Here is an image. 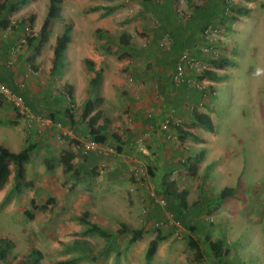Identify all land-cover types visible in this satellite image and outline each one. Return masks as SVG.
I'll return each instance as SVG.
<instances>
[{"label": "crops", "instance_id": "0c3cea01", "mask_svg": "<svg viewBox=\"0 0 264 264\" xmlns=\"http://www.w3.org/2000/svg\"><path fill=\"white\" fill-rule=\"evenodd\" d=\"M219 1L204 0L200 6L194 8L195 17L202 14L210 20V25H215V19L219 17ZM239 1L248 7L247 14L242 16L245 20H250L252 14L260 16L259 11L263 6L259 4L262 0H232V3L236 6ZM257 2H259L258 5ZM18 10L19 7L16 11ZM15 12L7 15L8 25L3 29L0 28V79L13 85L14 91L22 95L29 109L42 115L46 120L50 119V123L34 121L27 124L7 102L1 101L0 146L11 152H18L27 144H33L32 152L34 151L33 153L39 156L40 166L37 168L30 166L27 169L25 164V179L32 183L26 190L27 201L18 195L22 191L9 193V197L3 199L5 194H8L12 183L13 169L11 167L7 182L0 189V203L5 200L3 209L9 213L16 205H20L23 210H30L31 199L35 205H41L48 198H54L52 205L49 204L44 213L40 214L42 215L41 222L47 223H41L39 226H50L51 229L45 231H50L47 237L52 240L50 241L51 251L43 252L38 248L41 254L40 264H57L71 257L69 253L62 256L64 252L61 253L59 248L56 249L57 240H54L52 236L66 243L74 241L75 238H82L85 226L72 219L83 211L88 214L90 222L110 232L113 242L119 237L129 238L128 232L118 236L114 231L120 228L121 224L127 227H138L142 207L146 209L142 218L148 223L155 220L154 216L158 215L150 206V195L153 194L151 189H155L162 195L169 190L175 193L185 191L188 177L195 175L198 165L204 162L200 158V152L209 158V172L206 175L207 188L214 192L217 188L225 186L221 190L231 188L237 195L238 192L232 185L233 182H237V173L238 180L240 179L242 166L232 160L226 150H222L223 147L219 145V136L212 117V111L217 102L216 87L222 79L213 81L214 94L207 100L208 103L204 102L201 100L199 90L184 84L173 87L170 84L169 74L162 76L157 72H148L141 65L142 60L137 59L138 56H134L137 59L135 61L131 60V57L121 62L122 59L117 60L110 54L102 52V44L112 46L106 41L107 39L100 41L103 37L99 40L101 53L94 49L88 38L75 39L73 37L74 26L71 39L62 55L63 67L58 73L51 75L54 44L52 42L62 30L60 29L52 36L51 30L54 23L52 20L47 41L33 58L29 57L31 52L23 49L24 47L17 53L10 54V47L22 35L24 27L16 25L19 20H14ZM2 14L3 12L0 13V18ZM204 22L196 23L191 28L185 25L179 29L180 34L187 36V40L184 37L182 41L191 40L199 56L203 54L199 49L201 47L197 45V33L200 26L206 24ZM12 25L15 28H11ZM233 25L234 23H231V26ZM31 28L36 35L40 27L32 24ZM113 40L116 41L115 38ZM228 41H231V49L227 47V50L234 54L233 40ZM46 43L49 44V48L45 47ZM130 47L141 54L144 53L145 56L142 57L146 60L150 59L146 56V51L132 44ZM233 54L228 55L232 61L230 68L234 64ZM85 58L93 62V71L85 67L83 63ZM9 60H12L11 66L7 65ZM175 61L176 58L174 64ZM123 63L124 65L131 63L128 69L130 74L128 79L121 76ZM221 64L216 68V73L220 71L229 73L225 68L229 63L223 64L222 62ZM223 65H225L224 68H222ZM227 66L229 68V65ZM99 68L102 70L101 81L89 91L88 82L95 75L94 71ZM88 98L100 100L96 109L101 112V120L98 124L103 125L101 133L106 136L104 143H101L108 148L105 153L96 151L82 153L79 148L86 139L90 138L87 117L82 119L79 116L81 106ZM200 101L206 106L203 104L198 106ZM194 112L208 115L212 124L211 132L194 124ZM93 113L94 111L91 114ZM168 113L174 121L179 123L177 126L170 125L167 131H161L158 129L159 123ZM15 126H21L24 131L21 133L20 127L13 128ZM198 131H204V136H198L199 140L189 136L183 140L179 138L180 133L187 132L195 135L194 132L198 134ZM205 133L210 135L208 139ZM167 134L171 137L168 138ZM118 145L120 147L116 149ZM64 153H69V158L68 156L66 158L69 163L68 171L64 172L62 164L59 163L54 164L50 169L45 168V159L54 158L55 160ZM32 167L33 170H31ZM233 170L236 171L235 174ZM27 171L30 172L29 177L26 176ZM220 192L216 195L218 196ZM226 198L222 200H229ZM171 203L176 202L172 200ZM203 204H196L189 210L188 207L181 209L178 211L180 212L178 217L187 220L186 214L190 212L189 214H194L197 219L202 218L203 210L208 207L207 205L205 208ZM45 211H52V213L49 218L43 220ZM32 214L34 218L37 217L36 212L32 211ZM198 224L200 227L204 226L199 222ZM37 232L41 236V231ZM75 232L82 233V235L73 234ZM147 234V232H142L140 238ZM0 237L6 238L1 235ZM140 238L136 241L138 242ZM7 239L12 244L11 249L15 250L17 245L14 235L12 234ZM32 248L36 249L37 246L34 244ZM132 254L127 253V258H130ZM28 256L29 254L27 258ZM20 259L17 255L10 264L19 262ZM47 259H54V261H47Z\"/></svg>", "mask_w": 264, "mask_h": 264}, {"label": "rangeland", "instance_id": "374dc122", "mask_svg": "<svg viewBox=\"0 0 264 264\" xmlns=\"http://www.w3.org/2000/svg\"><path fill=\"white\" fill-rule=\"evenodd\" d=\"M151 1L155 3L159 0ZM202 2L204 0H171L169 4H166L168 8L165 10L170 12L178 7L188 11L191 18L184 24L191 28L199 18L195 17L194 8L200 6ZM47 5L48 0H26L24 4L18 6L19 10L13 15L14 20L20 21L32 15L35 16L32 24L40 27ZM259 5L263 6L259 11L260 16L252 14L250 20H245L243 15H237L236 19L232 20L231 17L235 14L233 10L226 16L220 14V9H218L219 17L215 19L216 24L213 26L218 31L213 37L216 39L215 48L220 53V58L230 60L228 55L233 54L232 51L227 50V47L231 49V41L228 40L232 39L235 47L232 69L231 65L226 63L229 68L227 65L226 67L223 65L222 68L225 67L229 73L226 74L225 71L218 73L223 77L216 87L217 102L213 108L212 117L218 132L219 145L223 147L222 150H226L228 156L242 166L239 180L237 173V182H239L237 187H235L237 182H233L232 185L238 192L237 195L233 194L226 198L229 200L223 201L219 198L220 195L216 194L225 186L217 188L214 192L207 188L206 175L209 172V158L200 152V158L204 162L198 165L195 175L190 174L191 178L188 177L185 191L183 190L185 192L183 198L185 208L188 207V210L199 203H204L205 208L208 205L207 209L202 212V218L197 219V216L194 217V214H189V212L186 214L187 220L181 217H178L181 221L173 218L177 223L169 224L170 219L169 221L167 219L166 225L162 228L144 229L145 225L149 226V223L142 218L146 211L142 207L138 227H128L129 230L141 229L142 232L148 233L138 242H129L127 237H119L113 242L110 237L103 238L97 234L83 233L82 235L79 233L82 238H75L74 241L66 243L52 236L54 240H57L56 249L59 248L61 253L64 252L62 256L69 253L71 256L69 259L74 260L73 264H264V0ZM93 7L99 8L92 10ZM108 7L112 9L107 10ZM236 7L248 8L240 1ZM167 11V30L170 34L175 33L179 40L174 39L162 49L158 46V40L161 39L163 31L150 22L155 19L153 16L156 13H153L149 6L143 5L140 0H61L60 14L62 17L54 19L51 33L52 36L55 35L63 29L62 25L70 23L72 33L74 26L73 37L84 40L88 38L89 43L99 53L102 49L99 45L100 41L107 39L106 41L113 45L114 38L116 39L122 32L127 33L131 38L130 44L146 51V56L150 58L146 60L142 57L145 56L144 53L137 57L142 60L141 65L144 69L148 72H157L162 76L171 75L174 59H177L182 50H187L192 56L208 62L210 57L197 55L196 46L191 40L182 41L184 37L187 40V36L179 33V29L183 26L178 24L172 14L168 16ZM231 23L234 25L231 26ZM95 29L101 30L102 40L95 36ZM46 46L49 48L48 43L45 44ZM110 55L116 58L115 54ZM137 59L132 57L131 60ZM124 60L123 58L121 62ZM129 64L131 63L126 65L123 63L121 67V76L125 79H128L130 75ZM205 101L207 102V99ZM208 112L211 111L208 110ZM17 127H20L21 133L24 131L21 126L13 128ZM203 132L198 131V134L194 132L193 136L199 140L198 136H204ZM209 137L210 135L207 134L206 138ZM33 152L26 163L27 169L30 166L35 168L40 166L39 156ZM232 172L236 173L235 170ZM29 173L27 171V177ZM148 186L152 188L151 185ZM26 190L27 188L20 190L22 191L18 194L20 198H27ZM151 190L153 194L150 195V206L158 215L154 216V219L166 220L165 213L170 212L167 205L163 208L154 203V199L159 196L163 197L166 202L165 195L155 189ZM4 205L5 200L0 203V235L6 236L7 239L13 234L17 245L15 250H10L8 259L13 261L19 255L21 258L19 262L24 263L34 244L38 251H51L50 241L52 240L47 237L50 231H45L51 228L45 225L39 226L41 223H47L41 222L42 215L40 214L44 213V210H32L30 205V210L37 214L36 218L33 214L30 218L25 215L27 210H23L20 205H16L9 213L4 211ZM51 213L52 211H45L43 220L49 218ZM72 220L76 221V218ZM198 222L204 226L200 227ZM118 230L119 228L114 231L115 234ZM37 231H41V236ZM73 234L79 235L76 232ZM157 234L164 236L165 239L158 242L152 260L148 262L145 255ZM206 235L209 236V241L222 240L224 242L222 246L228 248L229 253L222 257L221 261H217L213 255L208 254ZM189 239L194 240L197 247L190 246ZM127 253L133 254L127 258ZM47 261H54V259H47ZM19 262L16 261L14 264Z\"/></svg>", "mask_w": 264, "mask_h": 264}, {"label": "trees", "instance_id": "16d2710c", "mask_svg": "<svg viewBox=\"0 0 264 264\" xmlns=\"http://www.w3.org/2000/svg\"><path fill=\"white\" fill-rule=\"evenodd\" d=\"M25 1L26 0H18V3H17V1L12 2L11 0H2L0 2V13L3 12L4 14V15L2 14V17L0 18V28L1 29L5 28L8 25L7 15H10L11 13L15 12L18 6L24 4ZM140 1L143 5L149 6L153 13H156V15L153 16V18H155L159 22L158 27L162 29L163 31L162 37L165 34H167L171 39L173 38L172 41L176 39L175 33L172 32L170 34L169 30H167L168 29L167 14H166L167 9L165 10V8H168L166 4H169L171 0H159V1H156L155 3L151 0H140ZM60 3H61V0H48L46 14L40 25L38 33L36 35H32L26 38V44L23 46L24 47L23 49H26L28 52H31V55L29 56L30 58H33L39 52L42 45L47 41V38L50 32L51 21L60 16ZM218 5L220 9V14L222 13L223 15L227 16V14L224 13V7L226 5L225 0H220ZM98 8L99 7H93L92 10H96ZM106 9L109 10L112 8L108 7ZM231 9L235 13L234 16L231 17L232 20H235L237 15H246L248 12L246 8H240V7L238 8L234 5H231ZM167 12H168V16H171V14L174 16V18L177 20L180 26H184L185 25L184 23L188 19L191 18L190 16V18L186 20L179 19L175 14L174 9L172 11L170 10V12L169 11ZM223 15H221V17ZM33 19L34 17L30 15L26 19H22L18 21L16 25L19 27L29 25L31 27ZM202 21H205L204 23L206 24L200 26L201 28L210 25V22H209L210 20H207L206 17H203L202 14H200L197 23L202 24ZM11 28H15L14 25H12ZM71 30H72V25L70 23H66L63 26V29L60 35L57 36L55 39V42L52 48L53 60H52V67L50 70L51 75H55L63 67L62 55H63V52L67 44L69 43L71 39ZM198 32H200V30ZM101 33H102L101 30L95 29V36L97 38L99 37L102 38ZM130 41H131L130 35L122 32L121 34L117 36L116 41L114 40L112 41V44L114 45L109 46V44L107 45L102 44L103 46L102 50L104 53H107V54H115L117 59H123V58L129 59L134 56H140L141 55L140 52H137L136 50L130 47ZM208 62L213 68H217L221 65L222 62L230 64L232 61L226 58H220L219 60H209ZM83 63L88 70L93 71V62L91 60L85 58L83 59ZM101 71L102 70L100 68L94 71L95 75L88 82L89 91L94 89L96 85L101 81ZM202 76L212 81H219L223 77L211 70H206ZM0 81H2V79H0ZM2 82L6 83V81L4 80ZM7 85L11 86L13 90L15 89L13 85L11 84H7ZM69 96H70V91H69ZM1 101L2 100L0 99V104H1ZM98 103H100L99 99L92 100L88 98L86 102H84L83 105L81 106L79 116L82 119L87 117L88 135L90 136V138L99 143H104V141L106 140V136L103 133H101V131L103 130L102 128L103 125L98 124V121L101 120V112L99 109H96V107L98 106ZM93 111L94 113L91 114ZM193 121H194V124L205 129L206 131H210V132L212 131V124H211V121L208 115L204 113H200V112H194ZM10 124L12 123L10 122ZM188 136L193 139H196L195 136L187 132H183L179 134V138L181 140L185 139ZM119 147H120L119 145L116 146V149H119ZM33 148H34L33 144H27L20 151L11 152L7 148L0 146V189L7 182L8 176L10 174V168L12 167L13 169V176H12V183L10 186V190L8 194H5L3 199H7L9 197V193L18 192L21 189L28 188L32 185L30 180L25 179V164L29 160ZM68 155L69 153H64V155L59 156L55 160L54 158L45 159L44 160L45 168L50 169L51 167H53L54 164L59 163V164H62L64 172L68 171L69 163L66 160ZM190 169H192L191 166H190ZM184 194L185 192L183 190L180 193H175L172 190L165 192V198H166L165 206L167 205V208L170 211V213L174 216V218L178 219L179 221L181 220L178 218V214H180V212L178 211L186 207L185 206L186 204L183 198ZM233 194H234L233 189L225 188L224 190H221L219 194L220 195L219 198H221L222 200L226 197L232 196ZM172 200H174L176 203H171ZM53 202H54V198L50 197L46 200L44 204L35 205L33 203V200L31 199L30 205H31L32 210H37V209L46 210L48 208V205ZM25 215L27 217L32 218V211L27 210ZM76 220L80 224L85 226V229L83 231V233L85 234H88V233L97 234L103 238H109L111 235L110 232L106 231L101 226L90 222L87 219L86 212H83L82 215L77 216ZM126 232L130 234L129 242H135L137 239L140 238L142 234L141 229L129 230L127 226H125L124 224H121L116 235H121ZM205 238L207 241L206 245L208 247V254L210 253L211 255H213V257L216 258L217 261H221L222 257H225L229 253L228 248L222 246V244H224L222 240L209 241L208 240L209 236L207 235ZM164 239H165L164 236L157 234L156 238L151 242L150 247L146 252L145 256L147 258V261H150L152 259L158 242L163 241ZM188 244L192 247H197V245L194 243V240L192 239L188 240ZM11 248H12V244L10 240L0 237V264H10L11 263L12 260L8 259ZM40 259H41L40 252L36 249L31 248L29 250V256L26 259V261L24 263L19 262L18 264H39ZM73 263H74L73 259H68V260H64L61 262H57V264H73Z\"/></svg>", "mask_w": 264, "mask_h": 264}, {"label": "built area", "instance_id": "2783aa9c", "mask_svg": "<svg viewBox=\"0 0 264 264\" xmlns=\"http://www.w3.org/2000/svg\"><path fill=\"white\" fill-rule=\"evenodd\" d=\"M225 2L224 13L227 15L231 14V5H233L232 0H225ZM174 11L179 19L186 20L190 18V13L186 10L177 7ZM150 22L155 27L159 26V22L156 19H152ZM217 32L218 31L215 27L208 25L201 28L197 36V45L201 47L199 48L201 53L210 57V60H218L220 58V53L215 48L216 39L213 37ZM32 35H34L32 28L29 25H25L22 35L18 38L16 43L10 47V54L20 51L26 44V38ZM170 43L171 38L167 34L158 40V46L160 49L166 48ZM7 65L11 66L12 60H9ZM206 70L217 72V69L213 68L209 62L192 56L187 50H182L175 61L173 71L170 75V84L173 87H178L184 84L187 87L195 88L201 92V100H208L211 95L214 94V91L213 81L202 76ZM0 99L7 102L16 114L27 124L34 121L42 122L44 124L50 123V119L47 118L48 120H46L42 115L32 112L22 95L14 91L9 85L2 81H0ZM202 104V101H200L198 106H201ZM178 123L179 122L174 121L173 117L168 113L165 119L159 123L158 129L161 131H167L170 125L177 126ZM167 137L170 138V134H167ZM79 148L82 153H87L89 151L105 153L108 151V148L91 138L86 139ZM154 203L163 208L166 204L164 198L161 196L155 198ZM165 214L166 220H153L148 224L149 226L145 225V228H162L166 225L165 221H167V219L168 221L170 219L169 224L177 223V221L173 220L174 216L170 212Z\"/></svg>", "mask_w": 264, "mask_h": 264}]
</instances>
